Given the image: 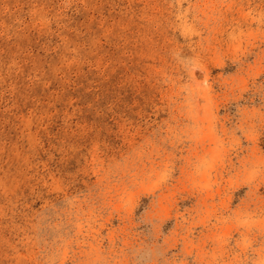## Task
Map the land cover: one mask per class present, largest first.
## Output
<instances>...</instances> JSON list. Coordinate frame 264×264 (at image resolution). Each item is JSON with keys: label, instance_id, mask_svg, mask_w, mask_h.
I'll return each mask as SVG.
<instances>
[{"label": "rangeland", "instance_id": "1", "mask_svg": "<svg viewBox=\"0 0 264 264\" xmlns=\"http://www.w3.org/2000/svg\"><path fill=\"white\" fill-rule=\"evenodd\" d=\"M0 264H264V0H0Z\"/></svg>", "mask_w": 264, "mask_h": 264}]
</instances>
